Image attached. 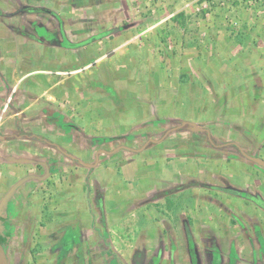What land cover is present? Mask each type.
I'll return each instance as SVG.
<instances>
[{
  "label": "crops",
  "instance_id": "obj_1",
  "mask_svg": "<svg viewBox=\"0 0 264 264\" xmlns=\"http://www.w3.org/2000/svg\"><path fill=\"white\" fill-rule=\"evenodd\" d=\"M218 59L228 61L224 69L235 77L219 79ZM132 69V83H137L128 95L132 107L119 108L115 83L128 80ZM119 70L124 72L117 78L109 76ZM213 81L227 85L213 94V111L246 112L238 102L249 93L250 116L259 109L264 113V0H0V116L9 111L5 128L0 124V236L16 238L30 231L40 241H63L65 231L86 221L83 212L90 204L103 207L105 201L126 195L121 182L130 183L138 166L153 162L161 171L165 155L178 150L172 143L165 146L166 139L177 140L179 148L195 142L183 132L193 131L181 127L189 121L181 119L180 111L185 102H194L197 86H214ZM44 119L50 120L45 123L48 132ZM155 120L161 122L151 125ZM17 127L24 129L21 136L12 132ZM131 129H142L145 138L135 134L128 152L100 153L96 166H88L99 151L126 145L115 136ZM65 140L70 142L66 149ZM195 143L193 158L198 161L203 148ZM152 146L156 152L141 158ZM137 147H143L135 151H143L140 159L133 154ZM257 151L264 158V146ZM232 156L248 161L237 149ZM199 169L197 162L189 172ZM163 183L160 189L144 190L136 204L157 214L163 208L161 196L174 187ZM130 200L127 205H135ZM72 204L74 211L67 209ZM245 208L237 211L236 220L229 211L228 222L214 218L216 211L194 218L215 233L213 239L227 236L226 228L246 236L258 222L252 219L250 227ZM158 212L162 224L164 215ZM101 221L102 214L80 226L83 241L98 236ZM126 224L123 228L130 231ZM165 226L177 241L184 240L179 228Z\"/></svg>",
  "mask_w": 264,
  "mask_h": 264
},
{
  "label": "rangeland",
  "instance_id": "obj_2",
  "mask_svg": "<svg viewBox=\"0 0 264 264\" xmlns=\"http://www.w3.org/2000/svg\"><path fill=\"white\" fill-rule=\"evenodd\" d=\"M245 59L246 57L242 60L246 64ZM216 61L219 79L224 80L225 76L231 75L224 69V65L227 67L229 63L228 61H220L219 59ZM91 70L94 72L95 76L94 74L93 76L96 78L94 69ZM119 71L121 73L116 71L109 74V76L117 78L119 74H123L124 72V70ZM127 72L131 73L128 80L120 79L121 82L117 80L115 83L120 87L114 99L115 105L121 102L119 108L122 106L132 107L128 95L132 94L133 85H137V83H132V80L136 77V69ZM246 73H249V69H247ZM241 75L243 76L244 73ZM231 76L235 77V75ZM210 83L211 85L208 86H197L196 88L199 89V92L194 102H185L184 109L180 111L181 119L193 122L198 127L206 129L205 132H190L183 128V132L192 135L193 140L198 142V146L203 148V150L206 149V151H200L203 154L198 155V161L194 160L195 157L193 158L195 156L193 152H195L194 149L197 146L195 142H185V146L179 148L177 147V140L168 138L164 145L169 146L172 143L171 145L178 150L171 155H165L161 171L155 167L153 162L143 167L138 166L132 177L133 179H130V183L121 182L128 189L126 195L115 196L113 200L105 201L103 207L99 206L96 208L94 204H90L83 212V218L87 222H96L102 214V227L96 234L102 241H107L112 236L118 237V253L120 259L125 264H264V207H260L261 205L264 206V168L250 161H245L240 157L238 161L232 160L238 157V154L235 157L232 156L237 148H241L245 153L257 157L261 156V152H258L257 148L262 145L264 146V113L259 109L256 111L257 115L250 116L251 112L248 109L250 107L246 102L247 97L251 96L249 93L248 96L243 95L242 99L239 98L238 102L243 106L242 110L247 107L246 112H240L239 109L233 108L226 109L225 107L219 111H213V94L216 95L219 91L221 93L222 91L224 92L227 85L221 83L218 86L214 82L213 86L212 82ZM105 89L108 93L113 94L112 87L108 86ZM102 91L105 92V90ZM90 105L91 109L94 110L95 103L93 102ZM8 115L9 111L0 116L2 129L5 128V121ZM44 120L45 122H40L44 125L43 128L47 129L46 132H48V127L45 123H48L50 120ZM34 121L36 119L32 120L31 123ZM158 122L161 121L155 120L150 124L156 125ZM181 129H178V131L181 132ZM23 130L22 127H17L12 132L15 136H21ZM128 131L129 134L115 136V138L122 139L123 143H126V145L121 146L132 148V138L135 134L145 138L142 129H136L134 133L132 129ZM167 133L168 131L164 135ZM79 137L82 136L80 135ZM110 139L108 140L110 141ZM68 142V140H65L62 147L66 149L70 143ZM231 142H234L236 145H231ZM215 143L216 146L213 148ZM136 149H132L134 151L133 154L136 155V159H140V153L143 151L135 152ZM155 149L152 146L145 150L141 158L145 154L151 153L153 155V152H156ZM119 151L123 150H118L117 152ZM124 151L128 152L125 149ZM24 152L30 153L29 150H24ZM197 162L200 168L198 173H195L193 170L189 172V168ZM247 165L251 167L249 173L246 171ZM92 171H94V168ZM251 172L253 175L250 174ZM142 174L145 175L143 176ZM134 177L138 179L134 180ZM163 181L167 182L168 186H174L175 188L168 189V192L161 196L163 208L159 207L158 209H160L161 215H164V218L162 219V224H160V212H158V209L157 214L155 212L151 213L142 207L143 205L136 203L139 201L138 197L143 195L144 190L160 189L162 188L161 185L165 184ZM199 191H201L200 198L197 196ZM243 193L244 195L247 194L248 197L250 196L248 201L242 198ZM205 194L206 198H204ZM251 197L254 198V202L250 201ZM128 199L132 204L135 203V205H127L129 204L127 203ZM86 200L90 202V196L87 195ZM259 201L261 203H258ZM246 206L248 208L244 213L245 221L250 222V227L252 219L258 222L255 225L260 224L258 226L252 225L253 227L246 233V236L243 235V232L236 233L226 228L225 232L227 236L222 235L213 239L215 233L210 232L208 228L204 230L200 226L199 220L194 218L198 216L202 219L203 213L207 217L209 212L213 215L216 211V215H213L214 218L219 217L221 221L225 220L228 222L229 211L234 213L235 219V216H238L237 211H243L246 209ZM73 208L72 204L67 209L73 210ZM176 211L178 212L177 215L174 214ZM219 211L220 213H218ZM124 217V222L128 223L125 224L131 226L129 227L130 231H126L123 228L125 224H119ZM86 221H81L80 226L85 225ZM168 222L179 228V232L183 235L184 240L180 239L177 241L176 238H173L174 234L169 231V226H165L169 224ZM116 223L118 224L117 229L112 226ZM233 225L234 223L232 222L231 226ZM77 227L78 224H75L73 227L75 234L74 241H82L80 238L76 239ZM112 231L115 233H112ZM98 236H95L92 241H98ZM12 238L15 241V237L12 236ZM121 238L123 239L121 240ZM88 244V242H83L79 247V252H83Z\"/></svg>",
  "mask_w": 264,
  "mask_h": 264
},
{
  "label": "flooded vegetation",
  "instance_id": "obj_3",
  "mask_svg": "<svg viewBox=\"0 0 264 264\" xmlns=\"http://www.w3.org/2000/svg\"><path fill=\"white\" fill-rule=\"evenodd\" d=\"M242 198L248 200L247 194L243 193ZM251 202H254L253 197ZM77 230L76 239L82 241H74L73 228L65 231L63 241H40L31 237L30 231H21L15 241L10 235L0 236V241L6 247L9 264H125L118 253V241H83L80 222ZM83 242L89 244L79 252Z\"/></svg>",
  "mask_w": 264,
  "mask_h": 264
},
{
  "label": "water",
  "instance_id": "obj_4",
  "mask_svg": "<svg viewBox=\"0 0 264 264\" xmlns=\"http://www.w3.org/2000/svg\"><path fill=\"white\" fill-rule=\"evenodd\" d=\"M187 125V126H186ZM181 127H187L189 129H191L192 131H198V132H205L206 129L204 128H200L198 127L195 123L193 122H182L181 123ZM151 142H157L156 140L154 139H151L150 140ZM128 149L127 147L125 146H120V147H116L115 149H113L112 151H106V150H102V151H99L97 154H96V160H95V163L93 164H88L89 167H94L96 166L97 162H98V156L100 153H113L119 149ZM143 148V147H142ZM142 148L140 149H136L135 151H140L142 150ZM238 151L241 153V155L248 161L256 164L257 166L259 167H262L264 168V158H260V157H257V156H253V155H250L248 153H245L241 148H237ZM85 164V163H83ZM0 264H9V260H8V257H7V254H6V247L5 245L0 241Z\"/></svg>",
  "mask_w": 264,
  "mask_h": 264
},
{
  "label": "trees",
  "instance_id": "obj_5",
  "mask_svg": "<svg viewBox=\"0 0 264 264\" xmlns=\"http://www.w3.org/2000/svg\"><path fill=\"white\" fill-rule=\"evenodd\" d=\"M186 126H187V125H186ZM34 137H37V136L34 135Z\"/></svg>",
  "mask_w": 264,
  "mask_h": 264
}]
</instances>
